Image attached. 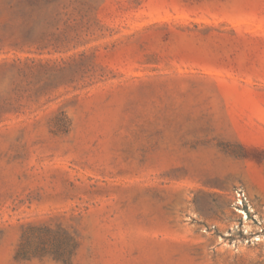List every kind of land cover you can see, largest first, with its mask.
Here are the masks:
<instances>
[{
  "label": "rangeland",
  "instance_id": "rangeland-1",
  "mask_svg": "<svg viewBox=\"0 0 264 264\" xmlns=\"http://www.w3.org/2000/svg\"><path fill=\"white\" fill-rule=\"evenodd\" d=\"M0 264H264V0H0Z\"/></svg>",
  "mask_w": 264,
  "mask_h": 264
},
{
  "label": "trees",
  "instance_id": "trees-1",
  "mask_svg": "<svg viewBox=\"0 0 264 264\" xmlns=\"http://www.w3.org/2000/svg\"><path fill=\"white\" fill-rule=\"evenodd\" d=\"M35 230V228H30L24 232L17 250L18 258L50 254L65 262L69 260L75 246L72 236L64 231L53 232L49 228H45L41 230L43 235L38 234L37 237H34L31 232Z\"/></svg>",
  "mask_w": 264,
  "mask_h": 264
}]
</instances>
